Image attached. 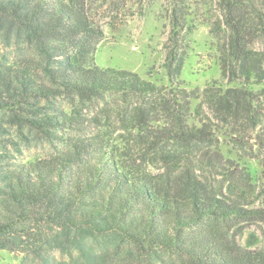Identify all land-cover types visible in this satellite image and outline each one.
<instances>
[{
	"label": "trees",
	"instance_id": "1",
	"mask_svg": "<svg viewBox=\"0 0 264 264\" xmlns=\"http://www.w3.org/2000/svg\"><path fill=\"white\" fill-rule=\"evenodd\" d=\"M158 4L168 84L99 67L105 26ZM198 15L221 71L203 90L182 79ZM38 144L53 150L25 157ZM259 225L264 0H0V251L104 264L102 237L132 264H264L260 237L243 242Z\"/></svg>",
	"mask_w": 264,
	"mask_h": 264
},
{
	"label": "rangeland",
	"instance_id": "2",
	"mask_svg": "<svg viewBox=\"0 0 264 264\" xmlns=\"http://www.w3.org/2000/svg\"><path fill=\"white\" fill-rule=\"evenodd\" d=\"M210 1L197 0L202 4ZM196 24V30L189 37L191 51L182 72V79L189 85V88L203 90L208 83L221 79V71L209 27L203 24L199 15ZM104 30L105 39L96 53V63L99 67L128 70L157 85L168 84L163 64L166 58L165 43L169 37L170 26L164 18L160 4L145 11L144 16L137 15L130 18L117 31L111 30L109 26H105ZM63 102L69 110L79 112L84 116L93 115V113L100 114L104 107L103 104L97 102L88 104L87 102L80 103L77 100L71 102L67 99H64ZM110 106L109 104L106 107ZM52 150V145L38 144L36 147L25 149V157H43L50 154ZM250 165L255 172L260 171L255 162L251 161ZM251 232H255L260 237L261 243L264 244V225L251 228L243 238V242ZM87 243L97 254L108 253L109 258L104 264H132V260L114 255L113 239L93 238L87 239ZM53 257L56 260L64 259L60 252H54ZM0 264H22V257L7 251H0ZM26 264L40 263L28 261Z\"/></svg>",
	"mask_w": 264,
	"mask_h": 264
}]
</instances>
